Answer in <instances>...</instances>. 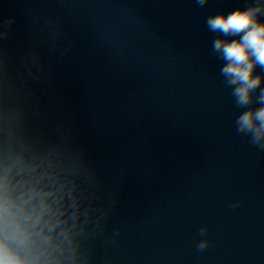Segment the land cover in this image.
I'll return each instance as SVG.
<instances>
[{"label": "water", "instance_id": "95a60500", "mask_svg": "<svg viewBox=\"0 0 264 264\" xmlns=\"http://www.w3.org/2000/svg\"><path fill=\"white\" fill-rule=\"evenodd\" d=\"M250 2L0 0V19L15 18L13 62L38 48L47 122L70 132L117 201L107 235H119L97 242L96 264H264V152L235 131L204 23Z\"/></svg>", "mask_w": 264, "mask_h": 264}, {"label": "clouds", "instance_id": "9594fccd", "mask_svg": "<svg viewBox=\"0 0 264 264\" xmlns=\"http://www.w3.org/2000/svg\"><path fill=\"white\" fill-rule=\"evenodd\" d=\"M209 0H194L204 7ZM264 0L208 15L211 54L223 64V78L239 110L235 131L264 152ZM14 17L0 19V264H96V244L115 243L107 235L111 211L105 186L63 125L49 124L36 97L43 64L37 47L13 62L6 42ZM52 47L59 36L45 25ZM231 38V39H230ZM42 33L34 40L39 43ZM67 51V49H65ZM256 105V106H254ZM238 204H230V208ZM207 226L196 245H211Z\"/></svg>", "mask_w": 264, "mask_h": 264}]
</instances>
